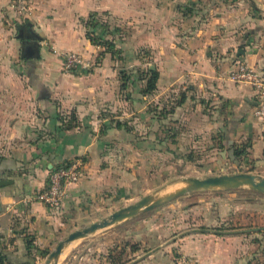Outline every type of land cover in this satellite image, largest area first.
<instances>
[{"label": "crops", "instance_id": "obj_1", "mask_svg": "<svg viewBox=\"0 0 264 264\" xmlns=\"http://www.w3.org/2000/svg\"><path fill=\"white\" fill-rule=\"evenodd\" d=\"M169 1H32L30 17L35 19L37 32H31L26 23L21 24L19 32L24 29L34 34L20 35L21 52L28 67H35L36 61L44 59L45 67L42 70L49 75H46L47 78L31 80L26 85L18 83L26 95L4 98L3 101L9 103H3L4 115H0L2 127L7 126L11 130L10 138L20 137L18 142L23 141L0 147V181H6L0 184V250L8 252L13 263L43 264L45 261V253L40 252V243H43L42 234L50 232L57 220L54 209L38 201L27 204L18 202L13 212L8 206L12 200L45 189L49 183V173L56 166L79 159L85 164L81 180L69 187L63 201V208H68L89 201L102 189L110 190L115 185L123 189L126 186L114 178L115 172L118 175L124 173L123 167L121 171L114 167L113 154L116 149L130 150L133 145L141 152L162 153L163 149L168 151L169 144L170 152H178L174 139L172 142L164 137L158 139L157 129L149 132L154 133V137L144 132L143 136L135 140L131 137L132 131L117 127L113 119L126 122L112 113L116 103L123 105V101L117 98L120 88L119 82L115 80L117 68L102 64L89 75L80 74L83 70L76 73L62 71L61 50L79 51L85 56L97 51L86 37L82 22L93 11H106L114 17L132 21L137 24L139 38L151 43L158 42L155 45L158 55L170 57L171 60L174 58L170 72L171 79L179 83L175 87L183 86L181 90L186 89L188 100L198 94L205 98L204 103H217L219 112L228 114L224 126L217 131L220 138L222 136L224 139V145L241 146L247 143L257 164L264 165V120L257 118L254 113L258 98L250 87L234 83L228 78L237 59L264 70V19L253 18L248 12L241 13L228 1L222 4L220 0H211L210 3L205 0ZM194 3V12L184 13L180 9L181 5L193 6ZM253 6L260 9L257 4ZM7 7L10 9L9 0H0V47L8 35V17L3 15ZM206 8L209 12H206ZM147 25H152L149 34ZM143 30L144 33H141ZM48 41L54 46L53 51L58 50L54 51L56 54L49 49ZM46 44L51 53L43 46ZM26 48L31 50L27 51ZM241 49L244 53L239 55ZM4 50L9 51L6 47ZM0 54L3 55L2 52ZM158 70L161 77L157 91L163 79L162 71ZM123 97L126 103H131V91ZM132 154L136 155L134 150ZM130 173L128 169L125 175L129 176ZM237 209L240 208H235V215L228 218L223 214L222 206L217 210L206 208L201 219L207 229L180 232L171 241L160 243L148 252L149 255L138 254L132 261L125 258L129 254V244L125 247L114 245V262L177 264L174 254L180 253L192 256L199 264H258V258L261 257H258L257 238L258 232L264 231V225L257 227L254 220L250 225L244 224L245 227L237 228ZM251 215L246 217L251 220ZM224 225L226 228L220 231L211 229ZM25 226L29 228L24 229ZM30 234L32 237L37 236V239L29 247L27 237Z\"/></svg>", "mask_w": 264, "mask_h": 264}, {"label": "rangeland", "instance_id": "obj_2", "mask_svg": "<svg viewBox=\"0 0 264 264\" xmlns=\"http://www.w3.org/2000/svg\"><path fill=\"white\" fill-rule=\"evenodd\" d=\"M164 1L170 2L169 0ZM205 1L211 2V0ZM226 1L241 13L246 14L248 12L253 18L264 19V0H220L221 4L226 3ZM10 3L11 0H9V5ZM254 4H257L260 9L253 6ZM224 5L228 7L227 4ZM10 10L9 7L3 10V15L8 17V20H6L8 35L7 40L3 41V45L0 47V52L3 53V55L0 54V110L3 109V111H0L1 116L4 115L5 106H3V103H9L3 101L4 98L26 95L18 83L22 82L26 85L31 80H37L40 77L47 78L46 75H49L47 72L44 74V70H42V67H45L44 59L35 62L37 67H28L22 56L19 29L22 27L21 24L26 23L25 25L29 27V30L36 33L35 19L30 16L18 17L15 12ZM207 10H209L208 8H206V12H209ZM101 17L104 22L107 21L109 31L101 27L97 30L106 34L109 38L115 37L120 54L113 58L108 53L105 55L107 58H105L101 55L104 50L103 47L98 45L93 46L97 51L91 55L85 56L81 52L78 53V51L77 53L89 61L90 64L80 74H92L102 64L117 68L115 80L119 82L120 87L117 98L123 101V105L116 103L112 113L116 115V118H122L132 127L131 137L135 140L143 136L144 132L154 137L155 134L149 132L156 129L158 135L168 137V142H172V136L170 135L176 136L175 146L178 152L172 153L166 151V149H163L162 153L141 152L139 148H134L133 145H131L132 149L130 150L116 149L113 154L114 164H116L114 167L119 171L123 167L124 173L118 175L119 173L115 172L116 176L114 178L121 184L125 183L126 186L120 189L115 185L116 187H112L110 190L97 191L89 201H83L76 207L71 205L68 208H63V202L56 208L51 207V209H54L57 220L55 224L53 223L50 232L42 234L43 243H40L42 245L40 252L45 253V256H43L45 261H47L49 254L58 242L66 238L71 232L89 226L147 195L173 190L181 186L185 178L242 172L264 177V165L257 164L250 151L249 154H244L243 158L240 159L235 155L233 157V151L228 146L224 151L221 150V147L225 146L224 139H222V136L220 138L217 131L224 126L225 117L228 114L220 113V106L217 103H204L205 98L197 94L189 100L186 99L188 103L186 104L185 101L182 106L177 107L175 113H168L172 103H175V100L179 99L182 94L186 93L187 95V92L186 89L181 90L183 86L175 87L179 83L171 79L170 72L171 61L173 63L174 58L171 60L170 57H160L155 47L158 42L151 43L139 38L140 35L138 34L140 33H138L137 24L132 21H125L120 17L112 16V14L106 15L103 13ZM150 27L152 25H147V34H149ZM84 29L86 32L85 27ZM141 33H144V30ZM48 42L49 49L51 48L50 50L53 51L54 46L51 45V41ZM48 44L43 46L48 49ZM5 47L7 51L9 50L8 52L4 50ZM49 49L47 51L51 53ZM149 68L160 69L163 79H161V88L158 91L156 90L154 94L147 95L145 99L141 90L146 83V79H141V70ZM64 69L63 64V72ZM122 69L131 75L129 79L130 89L123 91L120 77ZM185 80L188 82L187 79ZM130 91L132 101L126 103L123 96H127ZM155 113L163 118L162 121L153 122L150 120L152 114ZM10 131L7 126L3 128L0 123V147L23 142H18L20 137L10 138ZM22 139L25 140V138ZM167 146L170 147L169 144ZM132 150H134L135 156L132 154ZM246 150L248 152L249 149ZM190 154L194 157L193 161L185 159ZM138 156L140 160H138ZM119 160L123 161L119 162ZM120 166L121 168H118ZM128 169L131 170V175L126 176L125 173ZM221 206L224 209L223 214H226L228 218L235 215V208H240L237 209L239 215L236 220L238 223L237 228L245 227L244 224L250 225V222L254 220L256 222L255 226L264 225V194L260 192L251 190L248 187L194 192L74 241L64 252L59 264H111L112 247L117 244H120L121 247L129 244V254L125 255V258L127 261H132L139 255L153 251L160 243L176 238L180 232L186 233L195 228H205L206 225L201 219L205 215L203 211L209 207L217 210ZM250 215L252 216L251 220L246 217ZM234 221L235 219H233ZM23 228H29V226ZM215 228L217 227H211L212 230ZM219 228L224 229L226 226ZM258 233L259 237H256L259 241L258 257L261 258H258L257 263L264 264V231ZM32 236L31 234L28 235L31 243L35 238L37 239V236ZM254 238L255 235L253 234ZM183 256L192 258L197 262L190 255L174 254V258L179 264H182ZM45 261L43 264H45ZM197 263L199 264V262Z\"/></svg>", "mask_w": 264, "mask_h": 264}, {"label": "built area", "instance_id": "obj_3", "mask_svg": "<svg viewBox=\"0 0 264 264\" xmlns=\"http://www.w3.org/2000/svg\"><path fill=\"white\" fill-rule=\"evenodd\" d=\"M33 0H11L10 9L18 17H28L33 11ZM58 52V50H54ZM63 59L64 70L66 72H75L77 70L87 69L90 64L83 56L77 52L67 51L59 52ZM228 78L237 84L250 87L256 94L258 101L255 106V116L264 120V70L250 64L243 59L235 60ZM84 163L82 160H75L70 163L56 166L50 173L48 186L31 196H24L19 200H12L8 209L15 210L18 202L30 203L38 201L45 206L58 207L68 195L69 187L81 180ZM182 264H198L192 258L182 257Z\"/></svg>", "mask_w": 264, "mask_h": 264}, {"label": "water", "instance_id": "obj_4", "mask_svg": "<svg viewBox=\"0 0 264 264\" xmlns=\"http://www.w3.org/2000/svg\"><path fill=\"white\" fill-rule=\"evenodd\" d=\"M244 53L241 49L238 54ZM6 183V181H0ZM182 185L173 190L150 194L139 201L114 211L109 216L90 224L89 226L71 232L66 238L60 240L57 246L49 254L46 264H59L64 252L76 240L88 237L97 231L108 228L142 213L155 209L183 195L209 191V190H232L248 187L251 190L264 194V177L249 172L221 174L208 177H188L182 181ZM2 205L0 203V211Z\"/></svg>", "mask_w": 264, "mask_h": 264}, {"label": "trees", "instance_id": "obj_5", "mask_svg": "<svg viewBox=\"0 0 264 264\" xmlns=\"http://www.w3.org/2000/svg\"><path fill=\"white\" fill-rule=\"evenodd\" d=\"M192 5L193 6H190V7H189V5H181L180 9H182V11L184 13H186L187 11L194 12L196 5H195V3ZM103 13L106 15L110 14L109 12H106V11ZM103 13L99 12V11H93L88 15V17L83 18L82 22L84 24V27L86 28V37L91 42V44L103 47L104 50L102 51L101 55L105 56L109 53L112 55L113 58H115L120 54V51L117 49L115 37L112 36L111 38H109L106 36V34H103L102 32H99L97 30L98 28L101 27V28H106L107 31H109L108 30L109 29L108 24L106 23L107 21L104 22V20L101 17V14H103ZM117 29L119 30V28H117ZM75 72H77V71H75ZM141 72H142L141 79H146V83L144 84V86L141 90V93L143 95L154 94L156 92V90L158 89V83H159V80L161 77L160 71L157 68H154V69L149 68L147 70H141ZM120 77L122 80L121 89L122 90L128 89L130 86V80L129 79L131 78V75L127 74V72L124 71V69H122V71H120ZM186 99H187L186 93L182 94L179 99L175 100V103H172L168 113H175L177 107L182 106L185 103ZM151 119L153 122L154 121L159 122V121H162L163 118L161 116L157 115V113H155V114H152ZM113 121H115L117 127H125L130 132L132 131V127H130L127 122H123L121 120H114V119H113ZM157 136H158V139H159V137H161L158 134H157ZM170 136H172V140L174 139L173 142L175 143L177 137L173 136V135H170ZM164 139L168 140V137L165 136ZM167 148H168L167 149L168 152H170V147L167 146ZM229 148H231L233 151V157L235 155L237 158L241 159V158H243L244 154H247V153L249 154V150H248V152L246 150L249 148V145H247V143L244 145H241V146L234 144L232 146H229ZM224 149H226V145L221 147L222 151H224ZM171 151H172V153L174 152L173 150H171ZM176 156H178V155L176 154ZM185 159L193 161L194 157H193V155L190 154V155H187ZM205 229H207V228H205ZM221 229L222 228L217 227L214 230L220 231ZM27 242H28L29 247H30L31 240H29L28 237H27ZM111 258H112L111 259L112 264H118V263L114 262L115 257L112 256ZM0 264H17V263L12 262L10 254L8 252H6L5 250H0Z\"/></svg>", "mask_w": 264, "mask_h": 264}, {"label": "flooded vegetation", "instance_id": "obj_6", "mask_svg": "<svg viewBox=\"0 0 264 264\" xmlns=\"http://www.w3.org/2000/svg\"><path fill=\"white\" fill-rule=\"evenodd\" d=\"M20 35H21V37H24V36H34V34L29 33L28 31H24V29L21 30ZM26 49H27V51H28V49H30V48H26ZM30 50H31V49H30Z\"/></svg>", "mask_w": 264, "mask_h": 264}]
</instances>
